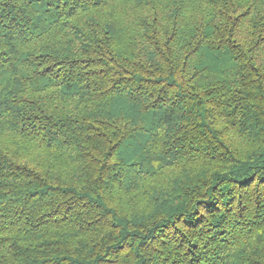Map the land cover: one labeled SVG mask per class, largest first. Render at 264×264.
<instances>
[{"label": "trees", "instance_id": "16d2710c", "mask_svg": "<svg viewBox=\"0 0 264 264\" xmlns=\"http://www.w3.org/2000/svg\"><path fill=\"white\" fill-rule=\"evenodd\" d=\"M0 264H264V0H0Z\"/></svg>", "mask_w": 264, "mask_h": 264}]
</instances>
